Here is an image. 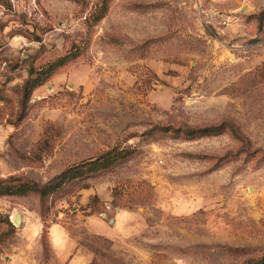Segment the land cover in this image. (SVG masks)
I'll return each instance as SVG.
<instances>
[{"label": "rangeland", "instance_id": "rangeland-1", "mask_svg": "<svg viewBox=\"0 0 264 264\" xmlns=\"http://www.w3.org/2000/svg\"><path fill=\"white\" fill-rule=\"evenodd\" d=\"M74 166L0 194V264L264 256V0H0V186Z\"/></svg>", "mask_w": 264, "mask_h": 264}, {"label": "trees", "instance_id": "trees-1", "mask_svg": "<svg viewBox=\"0 0 264 264\" xmlns=\"http://www.w3.org/2000/svg\"><path fill=\"white\" fill-rule=\"evenodd\" d=\"M220 126H213V127H209V128H190V127H186L184 129L182 128H173V131L176 133H182L188 137H198V136H203V135H209L212 134L210 132H214V134L220 133ZM111 152H107V157L105 159L104 162L100 161V158H97L101 164H98V160H94L92 161V163H90L89 168L90 169H97V168H105L108 167V165H110L112 163L113 160L116 159H121V158H126L129 154L128 152L125 151H120V152H116L112 155H110ZM74 167L71 168H67L65 169L63 172H61V174L55 178L54 181H51V183H49V185H44V186H39L38 184H30V185H24L18 188L13 187V188H9V187H5V186H0V194L6 193V194H12L15 193L17 191L23 190V191H33V192H41L42 195H45V192H48L46 190H56L59 188L60 185L67 183L69 181H71L73 178H75V176L77 175L76 172H74ZM55 182V183H54ZM22 191V192H23ZM246 264H264V256H261L259 258L256 259H252L249 260Z\"/></svg>", "mask_w": 264, "mask_h": 264}, {"label": "water", "instance_id": "water-1", "mask_svg": "<svg viewBox=\"0 0 264 264\" xmlns=\"http://www.w3.org/2000/svg\"><path fill=\"white\" fill-rule=\"evenodd\" d=\"M14 223L15 224H19L20 223V216L19 215H15V217H14Z\"/></svg>", "mask_w": 264, "mask_h": 264}]
</instances>
